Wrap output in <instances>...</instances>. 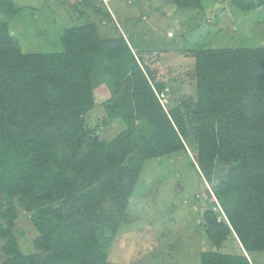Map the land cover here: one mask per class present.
Wrapping results in <instances>:
<instances>
[{"label":"trees","instance_id":"1","mask_svg":"<svg viewBox=\"0 0 264 264\" xmlns=\"http://www.w3.org/2000/svg\"><path fill=\"white\" fill-rule=\"evenodd\" d=\"M166 1L187 10L202 0ZM230 2L246 12L264 5ZM0 12L17 10L0 0ZM60 45L59 52L21 53L0 20L3 264H108L144 163L185 151L187 118L195 125L196 167L217 203L198 215L208 243L218 249L236 238L245 255L264 252V48L194 52V105L166 110L158 99L165 84L132 38L103 39L87 23L66 29ZM100 85L109 94L106 119L124 125L108 141L91 138L85 126ZM217 163L228 168L213 183ZM16 205L37 232L31 255L20 253L12 233ZM243 253L208 250L199 264H252Z\"/></svg>","mask_w":264,"mask_h":264},{"label":"rangeland","instance_id":"2","mask_svg":"<svg viewBox=\"0 0 264 264\" xmlns=\"http://www.w3.org/2000/svg\"><path fill=\"white\" fill-rule=\"evenodd\" d=\"M11 1L17 13L0 12V20L7 24L9 35L24 54L59 52L64 31L87 23L98 27L100 38L115 39L121 16H114L116 27L107 18V4L111 12L116 9L127 14V18L135 14V27L127 24L126 28L131 32L129 37L142 48L156 81L165 84L160 100L166 110L194 105L197 94L194 52L264 48V5L246 12L235 9L230 0H202L198 9L187 10H179L166 0ZM124 37L129 40L127 33ZM108 98L105 86L100 85L94 91V109L84 118L91 138L108 141L124 131L121 121L106 119L103 103ZM186 120L190 135L183 140L185 151L144 163L125 221L121 220L107 251L108 264H199L200 254L208 250L243 253L236 238H229L216 249L205 237L198 215L207 209L214 211L217 203L211 185L205 183L196 167L195 125ZM227 168L217 163L213 183L224 177ZM104 208L108 210L110 205ZM16 211L12 233L20 253L31 255L36 252L33 241L37 232L31 215L17 205ZM0 224H4L1 218ZM3 243L0 240V264L6 258ZM245 257L252 264H264V252Z\"/></svg>","mask_w":264,"mask_h":264},{"label":"crops","instance_id":"3","mask_svg":"<svg viewBox=\"0 0 264 264\" xmlns=\"http://www.w3.org/2000/svg\"><path fill=\"white\" fill-rule=\"evenodd\" d=\"M114 1H118V0H112V2H114ZM122 1V0H121ZM127 1H129V2H133V0H127ZM112 2H110V4H112ZM109 4V5H110ZM136 5V4H135ZM112 7L114 8V6L112 5ZM107 18L110 20V21H112L113 23H115L116 24V27H118L117 26V23H116V19H114L115 17V15L116 14H118V15H120L121 16V18H120V20H121V23H120V25H121V27H120V29H118V33H121L122 35H123V38H126V37H124V34H126L127 33V36L129 37V34L131 33H129L128 32V29L126 28V25L127 24H132V25H130V27H132V28H134L135 26H134V24H135V22L137 21V20H135V19H133L134 17H135V14H131L132 16L131 17H128L127 18V14L125 15V13H123V14H120L116 9H114V12H111L110 11V9H108V4H107ZM113 11V10H112ZM131 19H132V21H131ZM133 22V23H132ZM124 30V31H123ZM131 37H129V39H130Z\"/></svg>","mask_w":264,"mask_h":264},{"label":"built area","instance_id":"4","mask_svg":"<svg viewBox=\"0 0 264 264\" xmlns=\"http://www.w3.org/2000/svg\"><path fill=\"white\" fill-rule=\"evenodd\" d=\"M160 97L163 98L164 97V93H161L159 96H158V99L160 100ZM160 103H161V100H160ZM163 106V105H162Z\"/></svg>","mask_w":264,"mask_h":264}]
</instances>
